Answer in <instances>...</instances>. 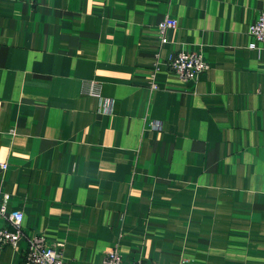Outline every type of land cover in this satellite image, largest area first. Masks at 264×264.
I'll use <instances>...</instances> for the list:
<instances>
[{"label":"crops","instance_id":"obj_1","mask_svg":"<svg viewBox=\"0 0 264 264\" xmlns=\"http://www.w3.org/2000/svg\"><path fill=\"white\" fill-rule=\"evenodd\" d=\"M262 11L0 0V193L22 213L0 264H22L32 234L61 243L62 264L111 247L122 264H264V47L248 30ZM178 51L206 69L180 81L165 63Z\"/></svg>","mask_w":264,"mask_h":264},{"label":"built area","instance_id":"obj_2","mask_svg":"<svg viewBox=\"0 0 264 264\" xmlns=\"http://www.w3.org/2000/svg\"><path fill=\"white\" fill-rule=\"evenodd\" d=\"M176 25L173 18L164 17L157 25L156 30L160 44L166 43L164 32L167 29H172ZM249 33L254 41L259 42L264 47V11L260 12L256 20L249 26ZM256 42H251L250 47L255 48ZM152 65V73L157 70V57ZM165 63L170 71H172L180 81H190L196 79L197 75L204 71L207 67L201 55L197 52L178 51L166 57ZM151 88H155L150 81ZM85 93L99 97L100 93L98 86L90 81L88 87L84 90ZM154 126V125H153ZM158 126V125H155ZM0 168H4L0 164ZM7 194L0 193V247L8 245L15 247L17 241L22 236L21 220L22 213L20 210H6ZM62 244L48 242L41 234H32L26 238L25 248L22 258V264H62ZM101 264H122L120 254L114 247L107 249L101 259ZM123 264H144L141 260H132Z\"/></svg>","mask_w":264,"mask_h":264}]
</instances>
